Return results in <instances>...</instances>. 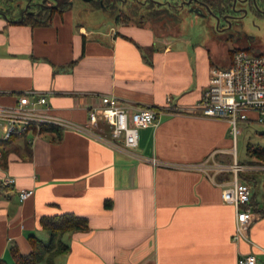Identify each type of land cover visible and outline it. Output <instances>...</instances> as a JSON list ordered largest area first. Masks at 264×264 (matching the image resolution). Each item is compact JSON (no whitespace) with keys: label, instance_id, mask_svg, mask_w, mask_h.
I'll return each mask as SVG.
<instances>
[{"label":"crops","instance_id":"obj_1","mask_svg":"<svg viewBox=\"0 0 264 264\" xmlns=\"http://www.w3.org/2000/svg\"><path fill=\"white\" fill-rule=\"evenodd\" d=\"M78 11L86 7L54 13L44 26L0 19V103L31 92L32 101L45 97L51 115L87 124L99 97L113 95L159 117L139 129L136 156L71 129L34 137L30 158L9 154L0 167L1 183L14 178L0 187V259L11 262L12 247L26 253L29 235L48 239L42 216L70 212L89 229L63 233L69 249L52 264H237L241 254L264 264V217L251 210L249 242L232 239L235 211L221 200L231 174L186 168L213 151L229 164L235 151L226 121L193 112L218 43L157 33L150 22L111 18L107 28H87L72 20ZM93 130L109 135L102 119ZM151 157L180 167L152 166ZM20 189L33 193L20 201Z\"/></svg>","mask_w":264,"mask_h":264},{"label":"built area","instance_id":"obj_2","mask_svg":"<svg viewBox=\"0 0 264 264\" xmlns=\"http://www.w3.org/2000/svg\"><path fill=\"white\" fill-rule=\"evenodd\" d=\"M30 93L21 94L11 105L0 103V123L2 124L0 140H8L14 134H25L29 143L34 137L42 134L41 126L46 124L80 132L111 148L121 149L136 156L133 150L138 144L139 129L154 126L159 117V113L154 109L133 107L116 96L101 95L100 105L91 108L88 112L87 124H77L51 115L45 97L39 95L32 101L29 98ZM193 109V112L203 117L226 121L233 140L239 133V121H256L264 124V53L257 54L245 49H237L232 53L227 67H211L207 85ZM100 119L108 124V136L93 130ZM214 155L213 151L203 162L188 165L186 168L207 174L210 171L215 174H231L230 183L221 189V200L233 206L235 211L232 239L249 242L246 232L249 229L251 214V208L248 205L251 190L249 185L241 181L239 177V174L244 171V165L236 159L235 151L230 152L232 162L229 164L216 162ZM145 160L152 166L180 167L178 164L160 162L155 157ZM259 167L264 170V163ZM13 183L12 177L2 181V184L6 186H12ZM32 193V190L20 189L18 198L24 201ZM258 251L264 254L263 247H258ZM257 260L255 254H241L237 264H257Z\"/></svg>","mask_w":264,"mask_h":264},{"label":"rangeland","instance_id":"obj_3","mask_svg":"<svg viewBox=\"0 0 264 264\" xmlns=\"http://www.w3.org/2000/svg\"><path fill=\"white\" fill-rule=\"evenodd\" d=\"M91 5L92 4L83 2L82 0H74V8L86 7V11H83L84 13L80 11L76 12V14L74 13L72 20L84 23L87 28L94 26L101 27L103 24H105L107 28L109 24L113 23L112 19L114 18L112 15H108V12L105 10ZM189 8L180 13L181 19L177 25L168 22L166 19L167 28H165V25L163 29L159 24H151L157 33H167L177 29L182 36H195L196 39L201 41L205 38L217 42L219 51L214 52L212 58L213 63L217 67H224L227 65L229 61L227 49H231L234 43L239 47L248 48L251 52L264 53V14H257L253 10L255 7L244 5L242 9H240L237 3L236 9H244L246 12L244 14L241 13L239 17L233 19L230 26L222 20L217 23L210 14H195L189 11ZM159 17H161V14ZM161 19L164 20V18ZM124 22L126 23L127 21H123V23ZM128 22L133 23V21L129 20ZM217 25H219V29H216ZM204 31L207 32V35H204ZM238 128L239 133L236 135L234 146L235 156L236 159L244 165V171L241 175L244 177H254V182L247 178L244 183L250 186L251 193L254 194L257 205L261 207L264 200V170H261L259 166L264 163V161L256 157L252 151L255 149L264 150V124L256 121H239ZM248 149H250V151H248ZM229 158L231 163L232 158L230 155ZM38 238L43 241L47 240L46 237Z\"/></svg>","mask_w":264,"mask_h":264},{"label":"trees","instance_id":"obj_4","mask_svg":"<svg viewBox=\"0 0 264 264\" xmlns=\"http://www.w3.org/2000/svg\"><path fill=\"white\" fill-rule=\"evenodd\" d=\"M204 8L208 7V9L222 17L226 13L231 12V4L232 0H200ZM197 2V0H195ZM194 3V2H193ZM192 4V3H191ZM153 6V5H152ZM151 6V7H152ZM206 11V10H205ZM154 18L158 16V19L164 18L168 22L172 21V14L165 13L162 16V12L154 10L152 12ZM161 14V17L159 15ZM51 16L43 20H37L33 22H21L28 23L32 26H44L47 25ZM128 18L124 20H120L121 23L123 21L128 22ZM126 22V23H127ZM125 23V22H124ZM166 23V22H165ZM141 24V23H137ZM237 49H245L251 52L248 48H242L239 46H235L228 50V55L231 59L232 53ZM255 53V52H251ZM258 54V53H257ZM42 131H54L57 137L61 135V128L51 125L43 124L41 126ZM250 151V149H248ZM14 153L19 157H31V148L28 143L27 136L14 134L8 140H0V167L5 168L7 165V160L9 154ZM256 157L264 160V150L263 149H255L252 151ZM242 172L239 174V177H242ZM251 179L254 182V177H245L244 179ZM3 184L0 182V187ZM263 191H264V182H263ZM110 205L109 202H105V206L108 207ZM249 207L252 212L256 211L259 218L264 217V200L261 207L257 206V203L254 202V194L250 192L249 199ZM39 223L41 229H43L48 234V239L43 241L39 239L35 235H29L27 237L28 243V251L26 253H21L15 247L10 249V254L12 257L11 262H6L3 259H0V264H52L53 259L56 255L66 253L69 249L68 245L64 243L60 236L66 232H83L89 229L88 220L85 217L77 216L70 212L60 213L52 216H42L39 219Z\"/></svg>","mask_w":264,"mask_h":264},{"label":"flooded vegetation","instance_id":"obj_5","mask_svg":"<svg viewBox=\"0 0 264 264\" xmlns=\"http://www.w3.org/2000/svg\"><path fill=\"white\" fill-rule=\"evenodd\" d=\"M87 2L94 7L108 12V15H112L116 20H124L126 18L133 23H145L150 22L167 27L165 19H158V16L154 18L152 12H162V16L165 13L172 14V21L170 23L178 24L180 21V13L184 12L187 8H198L203 14H209L213 12L205 11L204 5L200 0H192L189 4H186L188 0H89ZM194 2V3H193ZM233 2V0H232ZM74 0H0V19L8 22H33L37 20H43L54 13L60 12L68 7L73 6ZM192 3V4H191ZM238 8L242 9L244 5L253 6V9L257 14H264V0H236ZM256 4V5H255ZM91 5V6H92ZM153 5V6H152ZM232 5V4H231ZM152 6V7H151ZM237 10V9H236ZM242 10L234 12L231 8V12L226 13L232 16L230 23L236 17L241 15ZM225 14V15H226ZM217 15V14H216ZM220 17V16H219ZM227 23V20H223L220 17V21ZM238 46L234 43L233 47Z\"/></svg>","mask_w":264,"mask_h":264},{"label":"water","instance_id":"obj_6","mask_svg":"<svg viewBox=\"0 0 264 264\" xmlns=\"http://www.w3.org/2000/svg\"><path fill=\"white\" fill-rule=\"evenodd\" d=\"M85 1H89V0H85ZM192 0H188L187 2H186V4H189L190 2H191ZM241 1H245V0H241ZM235 2H236V0H233V2H232V5H231V8H232V10L234 11V12H236V11H238V10H236L235 9ZM205 10H207V12H211L209 9H208V7H205ZM189 11H192L193 13H195V14H199V15H203V13L201 12V10H199L198 8H189ZM242 12H243V14L246 12L244 9L242 10ZM215 20H216V22L217 23H219V21H220V17L218 16V15H216V14H214V13H209ZM232 18V16H230L229 14H226V15H223L222 16V19L223 20H227V25L228 26H230V20L229 19H231Z\"/></svg>","mask_w":264,"mask_h":264}]
</instances>
